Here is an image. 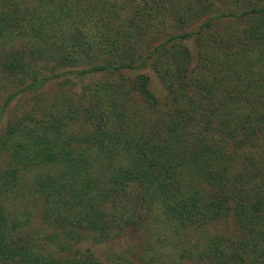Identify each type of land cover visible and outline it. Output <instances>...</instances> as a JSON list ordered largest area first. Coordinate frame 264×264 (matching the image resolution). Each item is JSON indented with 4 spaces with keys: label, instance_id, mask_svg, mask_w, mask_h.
Listing matches in <instances>:
<instances>
[{
    "label": "trees",
    "instance_id": "16d2710c",
    "mask_svg": "<svg viewBox=\"0 0 264 264\" xmlns=\"http://www.w3.org/2000/svg\"><path fill=\"white\" fill-rule=\"evenodd\" d=\"M231 1L0 0V72L21 74L3 98L0 119L16 96L59 78L149 67L167 93L164 117L134 114L130 125L90 126L84 137L67 134L63 116L44 121L25 111L9 121L1 142L9 155L0 168V259L106 264L90 249L52 256L12 242L21 226L8 223L2 200L22 171L58 163L65 167L58 178L36 177L35 186L52 204L45 218L70 226L62 235L67 243L82 238L79 230H89L93 243L110 238V218L97 201L134 185L140 199L160 202L183 239L187 230L199 233L196 251L184 250L194 261L264 264V0ZM29 56L41 60L34 69L27 66ZM121 80L114 88L125 86ZM149 83L145 73L136 74L132 91L161 111ZM97 113L90 110L88 121L103 122ZM75 114L67 107V118ZM116 115L126 118L122 109ZM80 141L96 146L104 180L89 176L81 154L70 149ZM114 147L122 151L120 162L112 160ZM225 219L234 223L235 238L208 230ZM109 253L118 264H138L116 250Z\"/></svg>",
    "mask_w": 264,
    "mask_h": 264
},
{
    "label": "rangeland",
    "instance_id": "374dc122",
    "mask_svg": "<svg viewBox=\"0 0 264 264\" xmlns=\"http://www.w3.org/2000/svg\"><path fill=\"white\" fill-rule=\"evenodd\" d=\"M218 1L226 6L234 4L231 0ZM240 6H244V3H239L238 7ZM188 45L193 46L192 40L188 42ZM18 47L19 45H13L11 50H18ZM50 51L52 50H47L44 57H48ZM51 55H54V53L52 52ZM25 59L28 63L27 66L31 69H34L41 61L39 58L34 59L30 56L25 57ZM140 73H145L150 77L149 86L159 102L161 111L149 108L143 95L132 91V77ZM121 75L124 77L125 86L114 88L117 83H122ZM0 77L1 105L6 93L15 88L14 82L21 78V74L2 71ZM99 81L100 83L96 84ZM125 90H127L126 93H124ZM166 102L167 93L149 67L139 69L135 71V74L130 72L123 74H90L79 79L75 77L54 79L46 83L36 93L16 96L4 110L0 119V168L4 165L3 161L7 155H9L8 150H4L6 145L1 143L4 140L5 127L9 121L12 123L13 120L20 119L22 112L28 111L32 116L44 121L53 115L63 116L67 121L64 131L67 134L77 133L84 137L91 127L94 128L98 124L113 128L118 125L117 122L121 121L120 123H123L124 121V124L130 125L134 114L149 119L162 118L164 117L163 105ZM67 107H73L76 110V117L73 119L66 117ZM116 109L124 110L126 118H117ZM90 110H97V114L102 113L104 121L89 122ZM57 112L62 113L57 114ZM137 120L136 118L135 121ZM71 147H74V150L81 154L84 167H88L91 172L89 176L104 180L106 172L99 173L100 170L96 168L100 166L98 163L102 160L101 157L97 156L96 146H90L86 142L80 141L70 146V149ZM121 152L116 147L112 148L110 154H112L114 162H120L124 158ZM255 155L259 159L260 154L258 151H255ZM64 169L65 167L58 163H47L22 171L19 182H17L18 186L12 188V191L2 200L1 205L6 211L8 223L11 225L12 221H16L21 226L16 228L18 234L14 235L12 240V242H16V245L23 244L25 241L24 244L33 251L52 256L72 255L77 249L81 251L90 249L98 259L106 264H118L115 260L110 259L109 251L111 250L122 253L138 264H202L200 261H194L184 251L188 246L192 247L190 249L192 253L196 251L194 245L201 238L199 233L192 234L195 231L187 230L183 239L181 231L177 232V228H175L172 221L164 215L160 202L157 200L146 202L140 199V194L138 190L134 189V185H129L125 189L122 188L123 191L119 190L113 198L97 201L99 211L110 218V238H105L106 241L102 243H93L89 238L92 235L89 230H79L83 235L82 238L78 242L71 239L67 243L62 235L65 232L64 230L69 229L70 226L65 221L51 220L50 222L45 218L44 211L45 209H51L52 204L45 200L44 194L35 186L42 179L51 177V179L56 180V177L58 178ZM36 177L40 180L36 181ZM58 214L60 213L55 215ZM60 217L62 218V215ZM125 221H127V224L124 223ZM208 227L211 233L223 234L232 238L237 235L234 223L228 219L216 222ZM54 231L58 235H55ZM187 240H189V243L186 242ZM0 264L17 263L0 259Z\"/></svg>",
    "mask_w": 264,
    "mask_h": 264
}]
</instances>
